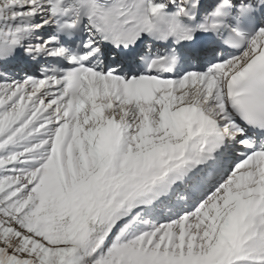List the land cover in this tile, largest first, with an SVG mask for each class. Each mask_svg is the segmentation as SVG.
<instances>
[{
	"label": "snow or ice",
	"instance_id": "6c2138e0",
	"mask_svg": "<svg viewBox=\"0 0 264 264\" xmlns=\"http://www.w3.org/2000/svg\"><path fill=\"white\" fill-rule=\"evenodd\" d=\"M0 264H264V0H0Z\"/></svg>",
	"mask_w": 264,
	"mask_h": 264
}]
</instances>
